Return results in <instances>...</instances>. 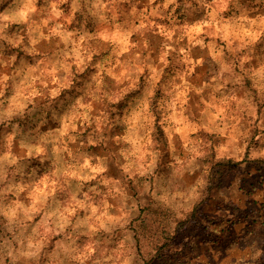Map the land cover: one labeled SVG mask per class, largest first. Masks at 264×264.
<instances>
[{
	"label": "clouds",
	"instance_id": "9594fccd",
	"mask_svg": "<svg viewBox=\"0 0 264 264\" xmlns=\"http://www.w3.org/2000/svg\"><path fill=\"white\" fill-rule=\"evenodd\" d=\"M0 264H264V0H0Z\"/></svg>",
	"mask_w": 264,
	"mask_h": 264
}]
</instances>
